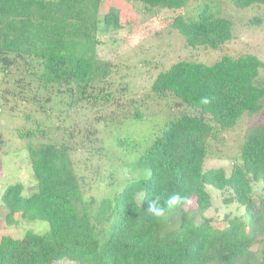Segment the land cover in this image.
Wrapping results in <instances>:
<instances>
[{
    "label": "trees",
    "instance_id": "obj_1",
    "mask_svg": "<svg viewBox=\"0 0 264 264\" xmlns=\"http://www.w3.org/2000/svg\"><path fill=\"white\" fill-rule=\"evenodd\" d=\"M149 10L180 11L196 0H135ZM236 9L264 6V0H227ZM105 0H0V65L18 60L38 70L40 87H66L70 97L93 106L106 105L113 65L97 59V33L122 27L121 11L104 10ZM221 0H206L189 14H177L171 28L191 49L218 50L233 37L234 22L221 14ZM261 25V17L249 21ZM264 62L257 56L223 55L211 64L178 61L157 74L151 85L158 99L173 97L187 108L163 124L131 172L149 176L128 180L113 198L86 202L64 143H28L36 191L23 195L22 183L1 194L5 223H48L44 234L0 235V264H264V124L250 126L223 168L203 169L210 141L236 127L243 116L264 109ZM212 102L201 105V97ZM118 104V103H117ZM140 103L126 115L108 113L105 123L141 122ZM118 109V108H115ZM28 130L20 138H33ZM123 146L125 142L118 141ZM218 153H216L217 155ZM219 155V154H218ZM260 193L254 195V186ZM206 186L229 192L225 204H237L242 216L226 217L218 229L203 215L212 205ZM180 192L188 202L167 210L164 200ZM165 213H148L154 200ZM194 201L196 214L185 207ZM196 215H200L198 220ZM113 221L111 224H109ZM109 225V226H108ZM261 248L255 253L256 244Z\"/></svg>",
    "mask_w": 264,
    "mask_h": 264
},
{
    "label": "rangeland",
    "instance_id": "obj_2",
    "mask_svg": "<svg viewBox=\"0 0 264 264\" xmlns=\"http://www.w3.org/2000/svg\"><path fill=\"white\" fill-rule=\"evenodd\" d=\"M203 1L206 0L191 2L180 11H168L149 10L135 0H105L104 10L111 5L121 11L122 27L115 32L97 33L96 57L113 65L107 92L116 102L93 106L70 97L64 86L43 89L38 70L27 66L24 60L7 69L0 65V198L4 189L15 183H22L24 196L36 191L28 143L55 142L70 147L74 171L86 202L113 198L128 180L149 176L147 170L131 172V163L161 131L164 122L187 111L173 97L158 99L152 94L150 88L159 72L178 61L211 64L223 55L252 54L264 62V6L239 10L229 1L221 0V14L234 22L232 39L218 50L187 47L171 28L170 21L177 14L189 15ZM258 16L262 19L261 25L249 22ZM258 79L264 85V70ZM133 102L142 105L143 121L122 124L103 121L108 113L119 110L125 115L132 113ZM256 124H264V109L255 115L243 116L234 129L222 134L220 143L210 141V156L204 161L203 169L223 168L229 174L247 129ZM28 130L35 132V136L20 138ZM118 141L126 143L121 146ZM206 190L212 205L203 215L211 218L216 228L225 225L227 216L244 214V209L237 204H225L229 192L211 186H206ZM256 193H260L259 185L254 186L255 196ZM185 209L196 214L193 200ZM5 216L0 199L1 236L20 238L27 232L44 234L49 230L48 223L40 220H20L17 225L9 226ZM196 217L200 219V215ZM259 248L261 245L257 243L252 251L255 253ZM54 264L75 263L61 260Z\"/></svg>",
    "mask_w": 264,
    "mask_h": 264
},
{
    "label": "clouds",
    "instance_id": "obj_3",
    "mask_svg": "<svg viewBox=\"0 0 264 264\" xmlns=\"http://www.w3.org/2000/svg\"><path fill=\"white\" fill-rule=\"evenodd\" d=\"M212 102V98L208 96L201 97L200 99V104L201 105H208ZM160 200L154 199L147 210L148 213H151L153 216L160 217L162 216L165 211L162 210L159 207V202ZM164 202L167 205V210L170 208H177L182 206L183 204L188 202V197L186 195H182L180 192H174L170 194Z\"/></svg>",
    "mask_w": 264,
    "mask_h": 264
}]
</instances>
